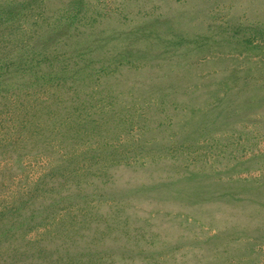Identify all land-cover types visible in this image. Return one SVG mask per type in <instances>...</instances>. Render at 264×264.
I'll return each instance as SVG.
<instances>
[{"label":"rangeland","instance_id":"rangeland-1","mask_svg":"<svg viewBox=\"0 0 264 264\" xmlns=\"http://www.w3.org/2000/svg\"><path fill=\"white\" fill-rule=\"evenodd\" d=\"M0 264H264V0H0Z\"/></svg>","mask_w":264,"mask_h":264},{"label":"trees","instance_id":"trees-1","mask_svg":"<svg viewBox=\"0 0 264 264\" xmlns=\"http://www.w3.org/2000/svg\"><path fill=\"white\" fill-rule=\"evenodd\" d=\"M33 53H34V49L30 52V54L28 55V52H25L19 56L16 57V59H21L22 62L26 63V62H31L33 61L34 59V56H33ZM21 72H11V75H10V78H13V79H17V74L19 75ZM22 74H28L27 72H22ZM32 75L29 77V79L25 80V81H21V87H25L27 85H30L32 84L35 80H36V74H33L31 73ZM20 87V88H21Z\"/></svg>","mask_w":264,"mask_h":264}]
</instances>
